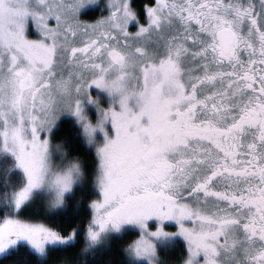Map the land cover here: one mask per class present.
Instances as JSON below:
<instances>
[{"label": "snow or ice", "instance_id": "1", "mask_svg": "<svg viewBox=\"0 0 264 264\" xmlns=\"http://www.w3.org/2000/svg\"><path fill=\"white\" fill-rule=\"evenodd\" d=\"M94 2L0 0V147L23 172L21 185L0 176V264L75 239L24 217L48 182L58 119L87 121L85 99L100 117L86 135L104 137L92 239L93 224L124 223L175 238V220L195 264H264V0H144L143 17L133 0H106L107 14L83 19ZM93 87L114 97L107 107ZM80 171L71 161L54 175V205Z\"/></svg>", "mask_w": 264, "mask_h": 264}, {"label": "trees", "instance_id": "2", "mask_svg": "<svg viewBox=\"0 0 264 264\" xmlns=\"http://www.w3.org/2000/svg\"><path fill=\"white\" fill-rule=\"evenodd\" d=\"M100 1L97 6L82 13L81 17L94 20L99 15H103L105 13L104 0ZM143 3L144 0H133V4L140 11L141 17H143ZM132 25L135 26V22ZM57 124L59 130L52 137V141L64 150L70 162L76 161L81 165L84 182L65 197L61 209L51 214L50 219L46 222L65 234L75 229V241L62 246L47 248L43 257L36 255L31 250L20 249L15 252L13 259L8 264H135L127 256L128 246L138 236L134 230H126L120 235H114L83 254V234L91 219L88 201L96 198V191L90 183L96 170L94 146L92 147V143L90 146L86 143L80 131V125L72 119L62 118ZM12 171L18 173V179L15 183L21 185L23 175L14 169L13 159L9 156H0V176H3L9 184L12 183L10 179ZM155 245L156 264H184L187 259V250L181 240L157 241Z\"/></svg>", "mask_w": 264, "mask_h": 264}, {"label": "rangeland", "instance_id": "3", "mask_svg": "<svg viewBox=\"0 0 264 264\" xmlns=\"http://www.w3.org/2000/svg\"><path fill=\"white\" fill-rule=\"evenodd\" d=\"M99 2H101V1L95 0L94 3H89L85 6H83L81 9L80 15L82 13H84L86 10L97 6ZM103 5H104V9H105V13L103 15H105L109 11L106 0H104ZM50 22L54 23V20L50 18ZM132 26L134 27V28H132L134 30L135 26L131 24L130 27H132ZM26 36L30 39H39L40 38V33L35 28L34 23L31 20L28 21V25L26 28ZM92 94L94 96H98L100 103L103 104L105 107H107L112 102V99L114 98V97H110L109 94L105 90L96 89L95 87H93V89H92ZM115 98L118 99V97H115ZM83 104H84V114L87 116V121L77 122L75 116H73L72 114H69V113L61 114L58 121L62 118H70L76 124L80 125V131L83 134L86 143L89 146L92 143V147L94 146L93 152L95 155L96 147L100 143H102L104 140L103 134L100 132L99 128H97L92 139H91V141H90L89 137L86 135V133L84 131L83 125L87 122H91L93 125H96L99 123L100 117H99V113L97 112L96 105L91 104L86 99L84 100ZM58 121H57V123H58ZM105 127L108 129L110 135L113 134V130H112V126H111L110 121L106 122ZM0 156H9L14 161V158L11 156V154L4 152L2 147H0ZM95 158H96V156H95ZM46 163L48 166V174H47V181L48 182H46L44 184L43 188L34 190V196L29 201V203H30L29 213L24 218L31 220V221L43 222L45 225L51 226L50 224H48L46 222V220L50 219L51 214H53L54 212L61 209L64 201L59 206L53 204V201L55 200V190L52 189L51 187H49V182H51V180L55 174H57V173L62 174L67 169V167L70 163L69 159L66 157L64 150L58 144L53 143L52 137H50L49 153L47 156ZM79 166H80L81 171L78 175L74 174L76 178H75L74 183H73V188L70 192H67L65 194V197L67 195H69L75 189V187L82 185L84 182L83 170H82V167L80 164H79ZM14 169L20 171L23 175L22 170L15 167V161H14ZM97 175H98V171L96 169L92 178H91V181H90V183L92 184V186L94 187V189L96 191V198L98 195V189L96 188ZM90 211H91V217H92V209L91 208H90ZM164 223H165V227L167 228V230L169 232L176 233L175 238L172 237L171 235L160 236V237L146 236V237L142 238L138 226L135 224H132V223H124L121 225V227L119 229H114L111 227V225H109L103 231L99 230L98 225L93 224L92 225L93 230L98 231V235L95 239H92L88 235L87 228H86V230L83 234L84 249L82 250V252H83V254H86V252H88L90 249H92V248L98 246L99 244L105 242L110 237H112L114 235H120L121 233H123L126 230H134L138 233V236L128 246V251H127L128 258L131 260V262H133L135 264H139V263L156 264V258L157 257H156V245L155 244L157 241L181 240L185 244L184 238L182 236H180L178 231H177V229H178L177 222L175 220H168V221H165ZM152 226H154V225H152ZM171 229H173V230H171ZM74 241H75V239L69 238V240L66 243H62L59 241L48 242L46 244L45 250L43 252L36 250L35 248L31 247L30 245H29V249L32 252H34L36 255L43 257L46 254L47 248L62 246V245L68 244V243H73ZM5 254H7V253L0 252V257L5 255ZM189 259H192L193 264H195L196 261H199L202 259V253H198L195 258H192L190 256V253L187 251V259L185 260L184 264H188Z\"/></svg>", "mask_w": 264, "mask_h": 264}]
</instances>
